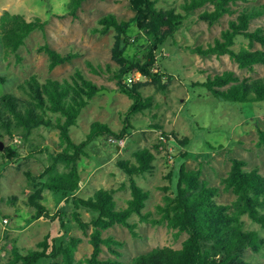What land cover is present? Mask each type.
<instances>
[{"label": "rangeland", "instance_id": "rangeland-1", "mask_svg": "<svg viewBox=\"0 0 264 264\" xmlns=\"http://www.w3.org/2000/svg\"><path fill=\"white\" fill-rule=\"evenodd\" d=\"M71 1L0 0V16L9 9L29 18L40 15L48 21L45 30H34L17 52L7 53L0 43V73L9 77L6 83L0 82V97L5 92H14L26 99L28 95L19 88V83L32 75L41 81L49 77L72 78L76 70L81 69L100 86H104L101 90L116 92L109 102V94L100 91L83 109L78 123L71 127L73 139L80 142L87 138L95 120L108 122L117 131L124 126V117L133 99L120 90L117 78L105 69L107 64L113 68L119 66L113 57L116 30L111 28L107 33H101L97 28L102 27L99 19L107 13L112 12L121 19H128L134 15V11L130 0H85L77 11L78 16H74L70 12ZM185 1L158 0L157 5L175 7L183 12ZM263 3L264 0H240L232 5L234 12L225 14L212 24L199 17L204 9L212 8L211 4L198 8L185 19L179 30L158 51L157 66L161 72H165L166 86L159 88L139 72L134 74L135 80L147 82L143 91L154 96L155 105L131 115L133 127L125 137L102 136L91 141L86 148L89 154L79 160L82 180L77 196L88 197L100 187H106L115 189L119 206L126 205L127 199L132 196L130 179L116 162L134 159V152L146 147L156 152L154 168L135 178L151 192L143 209L144 212H152L150 218L161 217L157 204L164 203L165 194L174 189L175 169L181 162L176 155L180 152L187 151L184 160L189 169L200 168L202 178L221 188L220 194L216 196L220 202H231L236 198L232 190L224 189L223 183V178L231 169L233 157L245 159L247 168L258 166L264 173V144L258 143L259 130H264V102H238L221 98L206 86L195 84L226 70H234L241 79L263 77L264 64L257 63L253 69L242 68L228 54L205 56L194 50L196 46H207L221 36L230 21L237 18L246 6ZM257 26H264V15L253 20L251 28ZM46 42L63 53L76 51L80 54L73 61L51 70L48 54L38 49L39 45ZM248 43V38L238 35L234 47L240 48ZM256 47L259 48L260 44ZM90 60L95 65L100 62L104 72L96 73L89 64ZM163 132L170 135L169 141L163 137ZM174 135L179 140L189 138V143L183 145L177 142ZM1 140L5 147L8 144L16 146L22 156L30 152L33 154L20 164L0 166V264H8L13 245L27 252L38 248L37 242L48 233L57 238L58 244L69 235L81 236L76 257L81 259L90 255L93 251L90 241L92 225L85 231L78 224L66 220L64 226L58 219L44 217L27 222L36 211L29 201L35 191V184L27 171H32L33 176L41 173L52 161V156L62 149L59 129L42 125L34 128L28 137L17 132ZM4 149H0V162ZM59 169L65 170L64 164H60ZM165 186H168V190ZM65 198L63 192L51 189L43 191L42 200L53 213L59 210ZM80 212L86 221L93 217L85 208H81ZM243 220L246 228L258 230L264 237V228L259 223L248 215L243 216ZM130 221L137 224V235L119 223L104 230V235H113L121 239L123 244L113 247L117 253L104 245L101 253L103 257L118 256L121 260L130 261L134 256L157 246L179 248L188 236L185 232L178 233L177 229L169 227L166 221L155 223L142 220L137 213L131 216ZM246 255L252 264H264V250H250Z\"/></svg>", "mask_w": 264, "mask_h": 264}, {"label": "trees", "instance_id": "trees-1", "mask_svg": "<svg viewBox=\"0 0 264 264\" xmlns=\"http://www.w3.org/2000/svg\"><path fill=\"white\" fill-rule=\"evenodd\" d=\"M85 0H72L70 12L78 16V9ZM240 0H186L185 11L175 7H159L158 0H130L134 15L128 19L119 18L115 13L103 15L97 28L107 33L111 28L116 30V41L113 46V57L119 66L113 68L107 64L105 69L117 78L119 88L133 99L125 117L124 126L115 130L108 122L95 120L85 140L76 142L71 134V127L78 123L83 109L104 87L93 78L77 69L72 78L49 77L41 81L32 75L19 83L28 98L24 99L14 92H5L0 97V139L7 135L14 136L22 132L28 137L34 128L42 125L59 129L62 149L52 156V161L39 174L27 171L35 184V191L30 195V204L36 207L35 213L27 219L30 223L41 217L78 224L82 229L92 225L90 241L93 251L90 255L78 259L76 252L82 241L78 235H69L58 244L51 233L37 242L38 248L27 252L13 245L12 256L8 264H252L247 259L248 252L264 250V237L260 231L245 227L243 216L248 215L264 228V173L258 166L247 168V161L233 157L231 169L223 178L224 189L232 190L236 198L231 202H220L216 199L221 188L211 185L202 178V170L189 169L184 157L187 151L176 155L181 162L175 169L174 189L164 196V203H158L160 218H150L152 212H144L147 200L151 196L149 189L141 186L135 176L145 174L154 168L156 152L152 148H142L134 152V159H120L117 165L129 176L131 197L126 205L119 206L115 189L100 187L88 197L77 196L81 186L82 171L79 160L88 155L86 150L91 141L98 137L123 138L133 127L131 115L154 106V96L143 91L146 81L135 80L134 74L150 79L159 88L165 87V72L158 69V51L166 40L172 37L183 25L185 19L198 8L211 4L200 12L199 17L209 23L219 21L225 14L235 10L233 4ZM264 15V3L246 6L237 18L230 21L221 36L209 42L207 46L194 48L199 54H228L242 68H254L257 63L264 64V26L251 28L253 20ZM48 21L40 15L27 17L25 14L5 10L0 16V43L7 53L17 52L26 43L27 38L36 29L45 30ZM238 35L248 38L247 46L234 47ZM260 44L257 48L256 45ZM49 56V68L52 70L66 62L73 61L79 52L63 53L48 42L38 46ZM90 66L96 73L104 72V67L90 60ZM9 81L7 74L0 73V82ZM206 86L216 96L238 102H264V76L241 79L234 70L217 73L205 81L195 82ZM259 145L264 144V130L260 129ZM169 141L170 135L163 132ZM174 138L181 144H188L189 138ZM158 148V145H156ZM28 155H20L16 146L8 144L2 152L1 167L10 163H21ZM64 164L65 170L59 165ZM36 174V173H35ZM168 190V186L164 187ZM51 189L63 192L64 203L55 213L43 202V191ZM85 208L93 215L90 221L84 220L80 209ZM137 213L142 220L158 223L166 221L168 226L177 229L178 233H187V238L179 248L164 245L134 256L130 261L108 256L103 257V246L113 250L123 241L113 235H104V230L119 223L129 227L137 235V224L130 221ZM66 220V221H65ZM114 251V250H113ZM115 252V251H114ZM117 253V252H115Z\"/></svg>", "mask_w": 264, "mask_h": 264}, {"label": "water", "instance_id": "water-1", "mask_svg": "<svg viewBox=\"0 0 264 264\" xmlns=\"http://www.w3.org/2000/svg\"><path fill=\"white\" fill-rule=\"evenodd\" d=\"M100 91H106L109 94V102L112 100L113 94L116 92V90H113V91L109 92L106 89H103V90H100ZM4 148H5V143H4L3 140L0 139V149H4Z\"/></svg>", "mask_w": 264, "mask_h": 264}, {"label": "built area", "instance_id": "built-area-1", "mask_svg": "<svg viewBox=\"0 0 264 264\" xmlns=\"http://www.w3.org/2000/svg\"><path fill=\"white\" fill-rule=\"evenodd\" d=\"M4 220L8 221V219H7V218H5Z\"/></svg>", "mask_w": 264, "mask_h": 264}]
</instances>
